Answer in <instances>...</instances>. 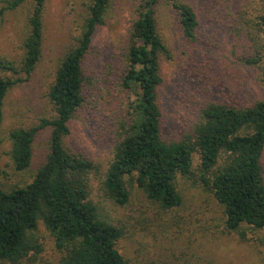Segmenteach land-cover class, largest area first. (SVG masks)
I'll use <instances>...</instances> for the list:
<instances>
[{
  "label": "trees",
  "instance_id": "1",
  "mask_svg": "<svg viewBox=\"0 0 264 264\" xmlns=\"http://www.w3.org/2000/svg\"><path fill=\"white\" fill-rule=\"evenodd\" d=\"M26 1L8 0L0 14ZM30 1L20 67L0 60V73L16 76L0 77V123L7 93L29 81L41 57L46 0ZM111 1H91L79 38L55 71L47 94L53 119H41L32 129L9 133L10 159L17 172L29 168L37 134L49 130V139L45 161L27 186L5 191L0 184V264H20L39 253L38 222L53 238L61 254L59 264H127L117 249L123 230L102 220L90 199L89 176L96 170L94 164L65 146L71 120L84 107L90 88V98L94 93L93 38L105 24ZM162 1L175 15L185 50L200 41L198 14L190 4L136 0L123 47L105 67L109 73L99 75L106 88L100 97L114 111L102 123L105 117L94 110L111 140L103 191L112 204L124 206L129 199L128 179L150 202L163 210L175 209L181 205L176 179L191 173L192 158L197 155L200 182L223 210L224 232L245 241L248 233L264 229V100L249 106L210 102L199 110L188 131L181 127L166 137L159 98L162 64L172 54L157 28V8ZM242 5L234 0L232 7L227 6L225 16L235 20L228 39L240 42V57L236 58L264 70V0H247ZM132 87L138 91L134 100ZM257 241L264 245L263 240Z\"/></svg>",
  "mask_w": 264,
  "mask_h": 264
},
{
  "label": "rangeland",
  "instance_id": "2",
  "mask_svg": "<svg viewBox=\"0 0 264 264\" xmlns=\"http://www.w3.org/2000/svg\"><path fill=\"white\" fill-rule=\"evenodd\" d=\"M7 1L0 0V9ZM91 1L46 0L40 61L29 81L10 89L4 100L0 123V184L5 191L27 186L45 161L49 130L37 134L31 164L24 172L15 171L12 165L9 133L15 129H32L41 119H53L48 90L61 60L80 36ZM175 1L190 4L196 10L200 41L185 50L176 30L175 15L166 1H162L157 8V28L172 54V59L162 64L163 85L159 98L166 137L175 135L181 127L188 131L199 110L210 102L249 106L264 100V70L251 68L236 58L240 57L237 54L240 42L228 39L235 20L229 21L225 15L227 6L232 7L234 0H228L229 4L226 0ZM235 1L243 6L247 0ZM135 5L136 0L111 1L105 24L93 38L90 58L94 61V93L90 98V88L84 107L69 124L70 133L65 140L71 153L83 156L96 168L89 176L90 199L102 220L123 230L117 249L127 264H264V245L257 241L264 242V229L248 233L245 241L224 232L223 210L200 182L197 155H193L191 173L176 179L181 205L175 209L163 210L150 202L128 179L125 185L129 199L124 206L112 204L103 191L111 140L107 126H99L94 110L98 116L105 117L102 123L114 111L100 97L106 88L99 75L109 73L105 67L109 66L111 57L120 53ZM30 10L31 1L27 0L17 9L0 14V60L17 69L24 55ZM109 75L115 76L113 72ZM0 77L16 76L2 72ZM137 93L132 87V100ZM262 170L264 179V153ZM35 236L39 253L31 254L20 264H59L61 254L41 222Z\"/></svg>",
  "mask_w": 264,
  "mask_h": 264
}]
</instances>
